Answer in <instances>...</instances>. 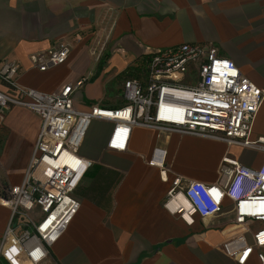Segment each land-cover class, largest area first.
<instances>
[{
  "label": "crops",
  "instance_id": "1",
  "mask_svg": "<svg viewBox=\"0 0 264 264\" xmlns=\"http://www.w3.org/2000/svg\"><path fill=\"white\" fill-rule=\"evenodd\" d=\"M57 43L71 48L65 64L46 72L30 65L29 56ZM97 43L96 47L106 50L107 59L99 75L75 93L78 111L101 105L107 84L133 66L144 70L146 58L154 50L182 43L213 45L219 56L233 61L242 75L264 90V0H0V61L21 64L18 84L23 87L55 93L69 83L89 78L96 67L90 50ZM100 53L102 50L96 58ZM94 88H101L102 95H91ZM16 109L9 110L0 130L1 145L9 156V164L0 167L2 187L22 182L39 130L36 124L28 137L26 127L14 114ZM102 122L105 127L98 144L93 142L87 150L82 148L83 141L78 151L92 162L73 193L80 208L52 246L46 264H236L216 249L223 239L220 232L233 231L225 229L230 217L212 221L207 227L201 221L187 227L162 207L177 177L216 182L226 146L199 138L224 146L211 173L206 159L183 165L169 159V163L172 140L185 135L158 137L153 130L135 127L126 152L107 151L111 123ZM256 124L259 133L254 132ZM252 131L253 137L264 136V101ZM156 149L164 152V160H156L152 166L148 162ZM233 149L243 151L231 147L229 155ZM20 151L25 159L21 164L15 157ZM256 154L263 160V154ZM239 162L253 170L260 167ZM192 166L196 172L185 171ZM9 218V210L0 206V242ZM248 264L258 262L252 258Z\"/></svg>",
  "mask_w": 264,
  "mask_h": 264
},
{
  "label": "built area",
  "instance_id": "2",
  "mask_svg": "<svg viewBox=\"0 0 264 264\" xmlns=\"http://www.w3.org/2000/svg\"><path fill=\"white\" fill-rule=\"evenodd\" d=\"M71 48L57 43L29 56L39 72L66 63ZM143 79L122 85V104L74 107V95L88 77L44 93L18 84L22 66L0 61V130L11 108L29 110L39 130L23 180L0 186V206L10 218L0 242V264H46L52 246L78 212L74 197L92 162L78 151L93 120L111 123L107 151H127L133 128L158 137L179 134L223 143L227 152L216 169L214 183L173 180L163 209L187 227H205L223 217L231 220L216 249L236 264L254 258L264 264V157L257 170L229 155L231 147L261 153L264 136L253 137V124L264 101V90L242 75L235 63L221 57L211 44L182 43L154 50L145 61ZM163 153V154H162ZM164 160L156 149L153 160ZM228 227V228H227Z\"/></svg>",
  "mask_w": 264,
  "mask_h": 264
},
{
  "label": "rangeland",
  "instance_id": "3",
  "mask_svg": "<svg viewBox=\"0 0 264 264\" xmlns=\"http://www.w3.org/2000/svg\"><path fill=\"white\" fill-rule=\"evenodd\" d=\"M98 43L94 46L93 50H90L94 64L95 69L94 72L91 75H88L90 80L92 81L95 77H97L101 71V67L104 65V60L107 59V52L104 49H100L99 47H96ZM100 46V45H99ZM102 50V53L99 54V57L96 58L98 52ZM103 61V62H102ZM137 68V69H136ZM145 68V67H144ZM145 70H143L142 67H131L124 73L120 74L117 77H114L109 84L106 86L105 90V97L103 100H100V104L107 107V106H119L122 104V85L125 80L128 79H143ZM101 88H94L92 92H90L91 95L94 96H101L102 95ZM84 98V97H83ZM87 102V99H85ZM85 101L81 103H86ZM98 101V100H96ZM82 104V105H84ZM15 108V107H14ZM14 108H11L12 111ZM18 107L16 111L14 112L15 116L18 118V121H20V124L24 125L26 127L27 135L28 137L31 136L32 132L35 131L36 124H38L39 127V120L31 114V112L27 109H23ZM105 124L102 121L93 120L88 128V131L86 133V137L84 140V146L82 148L91 150V146L93 142L94 144H98V138L102 133V130L104 129ZM4 129V127L2 128ZM1 129V130H2ZM254 132L259 133V125L256 124L254 128ZM18 136V135H17ZM13 140V139H12ZM12 140L10 142H12ZM3 139L0 138V167L4 165L9 164V156L6 155L7 151L4 149V147L1 145L3 143ZM169 148V156L168 161L169 163L174 162V164L183 165L185 163H197L201 160L206 159L205 161L209 162V171L211 173H214V163L218 160L221 153H223L224 146H220L217 143H213L210 141L202 140L199 138L194 137H187V136H180V137H174L172 140V143ZM223 148V149H222ZM171 149V151H170ZM231 155L236 157L239 161L242 163L250 165L251 168H258L260 165V156H258L256 153H253L251 151L246 150H239V149H233L231 150ZM16 162L18 163H24L23 158V152L20 151L19 153L16 152L15 154ZM171 162H170V160ZM19 164V165H20ZM212 166V168H211ZM173 173L177 172V169H173L170 167ZM185 171L189 172L190 174L196 172L197 170L195 167H186Z\"/></svg>",
  "mask_w": 264,
  "mask_h": 264
},
{
  "label": "bare ground",
  "instance_id": "4",
  "mask_svg": "<svg viewBox=\"0 0 264 264\" xmlns=\"http://www.w3.org/2000/svg\"><path fill=\"white\" fill-rule=\"evenodd\" d=\"M157 159L153 160V162H155Z\"/></svg>",
  "mask_w": 264,
  "mask_h": 264
}]
</instances>
